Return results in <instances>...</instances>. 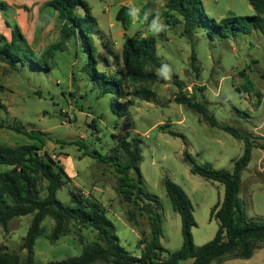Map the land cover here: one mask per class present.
Here are the masks:
<instances>
[{
	"label": "rangeland",
	"instance_id": "1",
	"mask_svg": "<svg viewBox=\"0 0 264 264\" xmlns=\"http://www.w3.org/2000/svg\"><path fill=\"white\" fill-rule=\"evenodd\" d=\"M85 1L99 24L95 36L98 68L110 74L125 70L122 59L125 39L153 36L157 39V55L165 65L158 73L166 83L147 85L154 93L152 100L136 98L130 115L119 117L111 111L112 95L103 94L84 71L89 59L84 44L70 41L54 51L49 69L45 66L39 69L31 63L12 66L0 60V102L4 106L0 121L6 124V128H0V145L15 147L36 142L10 130L12 126L42 132L41 140L46 143L42 145L43 151L49 149L50 156L60 163L67 176L64 175L67 184L58 192V199L73 205L72 191L94 197L106 208L120 244L132 256L140 257L142 242L151 236L147 211L155 207L154 203L146 195H138V191L134 196L137 205L127 202L119 190L117 169L87 153L117 155L124 163L125 154L118 149L113 136L123 135L128 140L141 137L140 168L145 193L156 196L160 202L159 210L155 209L161 217L162 245L169 253L183 246L181 217L174 211L166 190L165 180L169 179L192 200L196 219L192 233L195 245L201 247L212 241L218 231L212 209L223 200L225 187L193 174L187 154L199 165L232 171L234 161L244 154L245 143L178 104L176 97L181 90L174 80L181 83L183 93L204 103L220 124L235 127L254 144L264 145V80L260 77L264 72V35L256 30L250 35L237 33L222 38L211 26L212 20L250 17L255 11L248 0H203L205 21L191 40L183 35V24L173 29L167 24L166 0ZM123 6L126 25L117 19ZM47 9L38 24L45 31L30 32L25 36L27 43H23L28 54L40 62L45 59L37 54L59 43L62 26L58 15L44 18L48 17ZM11 39L8 35L7 40ZM193 48L199 75L192 67ZM249 80L254 83L252 93L241 95L239 88ZM130 175L137 178L134 172ZM238 199L249 219L264 222V149L253 148L250 164L241 173ZM31 222L29 215L14 219L7 229L0 226V246L17 253L22 264L27 253L21 250V245ZM42 227L43 233L35 246V264L80 256L86 246L98 239L92 228L72 223L69 233L52 243L54 220L47 217ZM220 264H264V248L256 250L250 259L228 258Z\"/></svg>",
	"mask_w": 264,
	"mask_h": 264
},
{
	"label": "trees",
	"instance_id": "2",
	"mask_svg": "<svg viewBox=\"0 0 264 264\" xmlns=\"http://www.w3.org/2000/svg\"><path fill=\"white\" fill-rule=\"evenodd\" d=\"M248 1L255 11L253 16H231L218 22L212 20L211 26L218 35L229 38L237 33L250 35L256 30L264 35V0ZM202 5L203 0H167L164 6L167 24L171 29L183 24V35L192 40L195 30L205 21ZM49 7L58 13L62 26L59 43L37 54L40 57L43 56L45 61L33 59L23 48V43H27V40L18 27L12 31L10 41L0 36V60L12 66L31 63L39 69L44 66L49 69L48 63L50 65L49 60L54 57V51L61 49L70 41L78 45L84 44L87 48L86 53L89 55L84 71L103 94L112 95L111 111L119 117L130 115L136 98L149 102L152 100L154 93L147 88V85L166 83V80L158 73L165 68V65L157 55L158 47L155 37L143 35L127 37L122 53L125 70L116 74L102 72L97 66L95 44L99 24L92 15L88 2L53 0ZM0 9H3L1 3ZM125 12L126 7L123 6L117 14V19L126 25ZM191 59L192 67L199 75L195 48L192 50ZM260 77L264 80V72ZM174 83L181 90L176 97L178 104L195 111L211 126L220 128L245 143L244 154L234 161L232 171L215 170L209 165H199L187 154L193 174L206 180L222 183L225 187L223 200L218 201L212 209V217H215L219 224L214 239L201 247L195 245L192 230L196 226V219L192 200L180 186L166 179L167 194L174 211L181 217L183 236V246L180 250L174 253L166 250L161 243V217L157 212L160 206L159 199L145 193L146 186L140 168L143 140L139 136L128 140L123 135H114L118 149L125 154L126 162H121L117 155L105 157L96 151L86 153L105 164H112L117 169L119 190L127 202H134L137 205L134 196L138 191V195H146L155 205L147 211L151 236L142 242L144 245L142 255L132 256L120 244L115 225L108 217L102 203L92 196L88 197L76 191H72L73 205H66L58 199V192L65 183L67 184L64 178L66 173L60 163L50 156L49 149L43 151L42 145L46 143L41 140L42 132H28L19 126H12L9 127L10 130L36 141L33 144L15 147L0 145V226L7 229L14 219L32 215V222L21 245V250L27 253L24 264H35L36 242L43 233L42 224L47 217L52 218L55 223L50 236L52 243H56L62 236L67 235L72 223L90 227L98 234L97 241L86 246L80 256L47 264H95L97 262L101 264H182L189 260L193 261L191 264H220L228 258L250 259L256 250L264 248V222L249 219L238 199L241 173L250 164L252 150L254 147L264 149V145L254 144L248 136L240 133L235 127L220 124L210 114L204 103L197 102L194 97L182 92V85L176 78ZM253 88L254 83L249 80L243 84L242 88H239V91L241 95H245L252 93ZM71 95L77 98L74 92ZM75 101L78 102L77 99ZM3 109L4 106L0 102V113ZM0 128H6L4 121H0ZM131 172H134L137 178L131 176ZM43 191H45L44 196H42ZM0 264H22V260L17 253H11L5 246H0Z\"/></svg>",
	"mask_w": 264,
	"mask_h": 264
},
{
	"label": "crops",
	"instance_id": "3",
	"mask_svg": "<svg viewBox=\"0 0 264 264\" xmlns=\"http://www.w3.org/2000/svg\"><path fill=\"white\" fill-rule=\"evenodd\" d=\"M52 1L53 0H0V3L3 4V9H0V36L8 38V35H10L12 37V31L15 27H18L26 37L33 31L38 32L43 30L44 32L45 29H40L38 27L44 9L48 8L45 11L49 13L47 15L48 17L45 16L44 18L48 19L51 14H54V16L58 15L57 12L49 7Z\"/></svg>",
	"mask_w": 264,
	"mask_h": 264
}]
</instances>
